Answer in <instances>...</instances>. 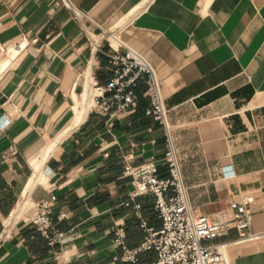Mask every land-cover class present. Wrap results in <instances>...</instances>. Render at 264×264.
I'll return each mask as SVG.
<instances>
[{"label": "crops", "instance_id": "obj_1", "mask_svg": "<svg viewBox=\"0 0 264 264\" xmlns=\"http://www.w3.org/2000/svg\"><path fill=\"white\" fill-rule=\"evenodd\" d=\"M66 1L69 8L62 0H0V264H109L121 253L118 228L127 248L142 241L135 204L148 227L160 228L152 197L129 201L123 177L126 163L151 162L167 177L166 138L144 114L145 84L135 88L131 113L109 120L87 107L76 123L81 75L99 84L110 77L106 42L92 53L83 30L98 27L154 69L190 206L213 217L243 202L251 214L261 237L229 249L227 262L264 264V0ZM48 148L30 202L51 201V222L65 235L54 246L13 218L31 162ZM234 239L233 230L214 243ZM154 260L147 252L121 264Z\"/></svg>", "mask_w": 264, "mask_h": 264}, {"label": "built area", "instance_id": "obj_2", "mask_svg": "<svg viewBox=\"0 0 264 264\" xmlns=\"http://www.w3.org/2000/svg\"><path fill=\"white\" fill-rule=\"evenodd\" d=\"M62 2L69 8L66 0ZM72 12L78 21L84 18L79 11ZM98 28V34L83 30L92 53H101V43L106 42L108 50L102 53L107 58L110 77L106 83L99 84L89 75L91 111L109 120L131 113L138 100L135 88L139 82H143L146 86L144 96L148 101L144 114L162 127L166 138L163 152L166 178L158 177V165L153 162L140 166L126 163L123 167V177L129 179L131 185L127 195L129 201L150 195L160 220V228L154 230L148 227L141 220L139 205L135 204L133 209L135 216L141 221L142 241L136 248H127L124 231L118 228L114 232L113 245L121 253L112 255L109 264L136 263L139 256L147 252L155 254L152 264H229L224 259L225 252L261 237L259 233L252 231L251 214L243 202H231L229 215L217 213L213 217L200 214L190 206L181 167L170 138L168 111L164 107L154 69L144 56L125 45L115 34ZM81 77L84 79L83 74ZM128 205L129 203H125V206ZM52 211L51 201L42 200L33 203L32 212L27 219V223L35 228L48 246L61 244L65 238L51 222ZM59 217L63 219L65 215L61 214ZM233 230L236 232V239L214 243Z\"/></svg>", "mask_w": 264, "mask_h": 264}, {"label": "bare ground", "instance_id": "obj_3", "mask_svg": "<svg viewBox=\"0 0 264 264\" xmlns=\"http://www.w3.org/2000/svg\"><path fill=\"white\" fill-rule=\"evenodd\" d=\"M85 81H86V83H88L90 85V81L91 80L89 79V75L88 74L85 77ZM88 108H89V106H88ZM84 110L85 109L78 111V110L75 109V113H76V116H77L76 123L79 122L81 117L84 115V113H85ZM50 151H51V148H48L47 150H45V152H42V154L39 155V157H37V158L32 160V162H31L32 176H31L30 180L28 181V184H27V186L25 188V191L23 193V197H22V199H24L23 205L17 210L18 212H16V209H17L18 205L14 209V212H13V215H15L14 216V220H17L20 217L21 213L25 209L26 204H28L30 202V192L32 191V189L37 184L42 182V179H43V164H44V162H45V160H46V158H47V156H48ZM5 231H7V230H5ZM2 236H4V233L1 234V238H2ZM224 259L226 260L225 255H224Z\"/></svg>", "mask_w": 264, "mask_h": 264}, {"label": "rangeland", "instance_id": "obj_4", "mask_svg": "<svg viewBox=\"0 0 264 264\" xmlns=\"http://www.w3.org/2000/svg\"><path fill=\"white\" fill-rule=\"evenodd\" d=\"M74 100H75L74 110L75 109L77 110V108H79V107H81L80 110H83V109L87 108L88 106L92 107L90 85L88 83H86L85 79H83V84H82V88L80 90V94L78 95V97L77 96L74 97ZM23 202H24V199H22L21 202L18 204L16 212H18L17 210L23 205ZM32 208H33L32 202H29L28 204H26L25 209L21 213L20 217L22 216V217H24V219H28V217L30 216V214L32 212ZM14 216L15 215H13V218H14Z\"/></svg>", "mask_w": 264, "mask_h": 264}]
</instances>
